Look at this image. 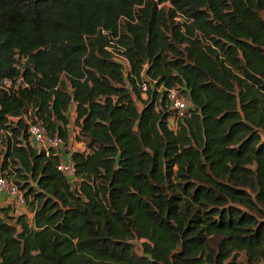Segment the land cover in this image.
Masks as SVG:
<instances>
[{
    "label": "trees",
    "instance_id": "1",
    "mask_svg": "<svg viewBox=\"0 0 264 264\" xmlns=\"http://www.w3.org/2000/svg\"><path fill=\"white\" fill-rule=\"evenodd\" d=\"M0 144V264H264V0H0Z\"/></svg>",
    "mask_w": 264,
    "mask_h": 264
},
{
    "label": "built area",
    "instance_id": "2",
    "mask_svg": "<svg viewBox=\"0 0 264 264\" xmlns=\"http://www.w3.org/2000/svg\"><path fill=\"white\" fill-rule=\"evenodd\" d=\"M177 19H181V15L178 14ZM109 50L114 53L115 59L128 65L127 62L118 58L117 53L113 50L112 47H109ZM11 80L6 79L3 82L2 87L8 90V87L11 85ZM167 91V98L171 109L175 111V115L178 118H184L188 115V110L190 107V101L186 95L180 92L177 88H164ZM147 90V85H143V91ZM145 96V92L143 94ZM29 139L32 146L36 147L39 150H45L46 153H49V150L54 148L61 154V161L58 168L66 174L70 181L76 180V167L70 159V154H66L64 151V146L66 142L62 136L59 134H50L43 123L29 121L28 125ZM1 148V144H0ZM10 175L4 176L0 174V195L2 193H7L13 197L17 203L24 205L25 197L22 190L19 188V185L12 178L9 179Z\"/></svg>",
    "mask_w": 264,
    "mask_h": 264
},
{
    "label": "rangeland",
    "instance_id": "3",
    "mask_svg": "<svg viewBox=\"0 0 264 264\" xmlns=\"http://www.w3.org/2000/svg\"><path fill=\"white\" fill-rule=\"evenodd\" d=\"M138 106L141 108L142 107V102L141 101H137ZM75 116H76V111H75V105H72L71 109L69 110V117H70V123H69V129H70V135H69V140L68 143H66V145L64 146V151L66 154H70L72 151L75 150H81V149H85V143L83 141H79L76 138V133L77 130L75 129ZM170 125L171 127H176V123L174 119L170 120ZM9 179H13L14 177L9 176ZM13 207L14 211L16 212V214H22V213H27L28 214V218L32 219V213L29 211V207L24 204L21 205L19 203L16 202V200L11 197L10 195H8L7 193H2L0 195V207ZM138 250H140V247L138 246Z\"/></svg>",
    "mask_w": 264,
    "mask_h": 264
},
{
    "label": "crops",
    "instance_id": "4",
    "mask_svg": "<svg viewBox=\"0 0 264 264\" xmlns=\"http://www.w3.org/2000/svg\"><path fill=\"white\" fill-rule=\"evenodd\" d=\"M32 215V214H31Z\"/></svg>",
    "mask_w": 264,
    "mask_h": 264
}]
</instances>
